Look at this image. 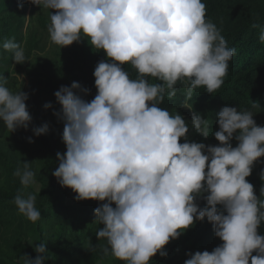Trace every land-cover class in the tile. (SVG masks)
<instances>
[{"label":"clouds","instance_id":"1","mask_svg":"<svg viewBox=\"0 0 264 264\" xmlns=\"http://www.w3.org/2000/svg\"><path fill=\"white\" fill-rule=\"evenodd\" d=\"M30 2L51 10L53 44L62 48L86 37L110 61L95 68L97 94L91 102L76 94L89 91L78 82L55 92L62 105L55 114L64 121L67 151L57 153L60 163L53 175L78 194V201H107L95 209L102 225L96 237L106 241L105 255L126 264H150L158 252L167 255L163 249L171 239L206 217L223 243L211 252H189L184 264H264V235L258 231L264 223V187L258 198L247 180L264 157V126L256 124L251 111L225 106L218 114L219 131L212 133L220 143L209 146L187 138L190 127L209 137L208 119L194 114L189 125L178 111L159 107L166 92L176 95L178 82L191 97L199 87L214 93L227 75L236 50L206 19L203 0ZM259 41L264 43V27ZM3 48L13 52L15 63L28 61L14 39ZM125 65L136 70V78ZM5 85L6 80L0 81V121L10 132L27 128L32 120L28 95ZM47 131V124L34 129L37 136ZM233 138L239 142L236 147ZM15 174L25 188L38 190L29 162ZM200 196L207 207L196 203ZM35 201L29 193L17 195L14 204L36 222L41 212ZM34 250L35 259L25 254L18 264H44L45 245Z\"/></svg>","mask_w":264,"mask_h":264},{"label":"rangeland","instance_id":"2","mask_svg":"<svg viewBox=\"0 0 264 264\" xmlns=\"http://www.w3.org/2000/svg\"><path fill=\"white\" fill-rule=\"evenodd\" d=\"M20 4H23L22 8ZM50 12V9H43L30 0H0V47L5 41L14 39L23 48L28 60L23 64L13 61L12 66L0 72V75H5V86L10 91L18 93L22 90L28 95L25 103L32 117L27 128L18 127L0 138V170L3 173L0 188L6 193L18 192L22 197L33 193L36 196L35 207L41 212V218L36 222L22 214L17 219L7 217L0 221V264H18L25 254L35 259L38 254L34 249L40 243L46 247L44 264H126L110 253L105 255L103 246L106 241L96 237L99 228L84 240L70 221L59 216L56 208L74 207L95 212L104 203L97 200L78 201L75 198L78 194L69 187L61 186L53 175L60 163L57 153L64 154L67 151L62 139L64 121L55 114L62 110L55 92L61 86L71 87L73 82H78L89 91L85 93L77 90L76 94L86 102H91L97 94L95 68L101 61H110L106 53L95 50L86 37L62 48L53 44L48 32ZM134 70L130 73L132 78L137 75ZM150 82L159 83L153 78H150ZM176 88V95L183 93L189 98L183 84L178 82ZM166 98H171L167 92ZM184 100L185 104L173 110L172 114L178 111L189 125L194 114H201L210 125V136L207 138L190 127L188 142L218 146L220 142L212 133L219 131L218 114L225 106L194 107L187 103L188 99ZM48 103L52 107L46 109L44 106ZM253 118L258 126H264V115L256 114ZM45 124L48 125L47 133L37 136L34 129ZM21 132H28L39 142L25 143ZM180 141L185 142L184 138ZM231 143L235 147L239 142L233 138ZM24 162L30 163L38 190L25 188L20 177L15 174L17 170L23 169ZM256 163L264 164V157ZM196 203L200 208L208 206L203 196L197 197ZM218 208L222 210V206L218 205ZM222 243L215 235L213 224L205 217L202 221L196 220L179 238L171 239L163 249L167 255L161 256L158 252L150 264H184L190 258L187 255L189 252H211Z\"/></svg>","mask_w":264,"mask_h":264},{"label":"trees","instance_id":"3","mask_svg":"<svg viewBox=\"0 0 264 264\" xmlns=\"http://www.w3.org/2000/svg\"><path fill=\"white\" fill-rule=\"evenodd\" d=\"M203 2L206 4V19L216 25L227 46L236 50L228 62L227 75L223 78L222 86L212 94L199 87L194 90L191 97L186 98L183 93H179L164 99L159 107L172 113L185 104L184 99H188L187 103L194 107L222 104L236 107L241 111H251L253 115H264V44L259 41L260 29L264 27V0H203ZM12 64L13 52L0 47V72L7 71ZM123 67L129 74L133 70L130 65ZM4 77L5 75H0V81L5 80ZM7 133L9 130L3 121H0V138L5 137ZM21 136L25 143L39 142L28 132H21ZM262 172H264V164L255 163L252 175L247 177V180L253 184L258 198L261 187H264ZM2 175L0 170V177ZM17 195L18 192L6 193L0 188V221L7 217L13 219L19 217L20 213L14 204ZM112 206L115 207V204ZM56 208L59 216L70 221L84 240L94 230L102 227L96 222L95 212L74 207L57 206ZM258 231L264 235V223Z\"/></svg>","mask_w":264,"mask_h":264}]
</instances>
